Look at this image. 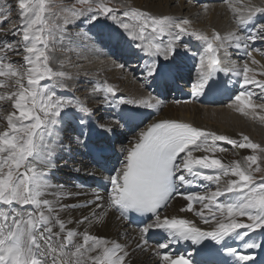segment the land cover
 <instances>
[{
	"label": "snow or ice",
	"instance_id": "1",
	"mask_svg": "<svg viewBox=\"0 0 264 264\" xmlns=\"http://www.w3.org/2000/svg\"><path fill=\"white\" fill-rule=\"evenodd\" d=\"M227 2L238 29L252 25L246 35L232 31L221 36L213 30L209 36L190 30L189 19L157 17L135 8L118 14L116 8L109 6L111 0H75L76 4L87 5V8L62 9L67 13L63 25L70 22L69 17L77 19L85 15L89 22L101 16L113 20L133 41H139L141 50L152 58L144 66L145 78L156 80L172 74L170 65H162L159 58L172 60L178 55L177 49L184 47L180 43L181 36L191 35L205 45V54L200 57L196 70L193 98L217 90L220 84L216 75L231 72L242 79L240 90L232 97L234 104L229 107L264 123V114H257V109L264 112V103L254 102L256 93L247 88L254 85L260 89L264 100V80L256 79L257 74L264 76V65L256 73L247 62L238 70L235 64L228 67L229 61L220 58L221 50L226 57L231 56L227 51L231 46L243 51L252 64H259L253 52L260 50L251 48L249 42L264 41V23L256 22L257 15H264V6L254 5L251 0H235L238 7L233 0ZM52 7V0H18L19 27L12 35L20 39L0 42V77L6 78L0 80V89H12L0 92V102H11L13 109L3 116L6 127H0V264H127L128 244L89 231L93 224H103L111 212L118 213L119 218L136 213L151 220L139 229L138 249L148 246L150 231L155 229L165 234L155 245L154 254L161 264H217L214 258L221 252L231 257L226 264H253L254 257L249 250H264V243L256 242L251 235L258 231L264 233V177L257 182L255 176L264 172L258 163L261 157L257 155V152L264 153V147L246 135L234 139L183 122L153 123L140 131L131 147L124 150L121 167L108 178L111 191L107 201L97 193L84 204L90 209L89 215L75 221L63 217L62 214L77 205L64 202L73 195L66 185L50 182L55 148L47 138L53 135L66 108H74L82 114L81 124L85 123L84 116L92 115V110L79 101L56 95L55 88L65 87L62 81L71 77L51 66L57 33L64 30L63 25L56 22L61 19L60 14L53 13ZM13 11L9 0H0V23L9 20ZM129 20L134 23L127 22ZM163 37L168 38L166 43ZM10 53L22 56L23 62L10 61ZM43 81H51L52 85ZM93 92L105 93V101L109 100V94L116 95V89L107 83L97 84ZM161 103L151 94L139 99L121 97L118 101L119 105L154 110H158ZM132 118L133 114L122 116L124 120ZM99 127L112 131L109 124H99ZM218 142L233 149H250L252 154L225 162L216 154L229 149ZM87 174L95 175V172ZM199 181L215 185V190L189 194L179 191L185 186L198 187ZM227 194L232 195L221 201L220 197ZM176 196H182L187 202L180 207V212H191L210 227L205 230L197 226L195 220L164 214ZM72 223L86 226L81 232L67 227ZM181 243L194 246L195 252L181 255L160 251Z\"/></svg>",
	"mask_w": 264,
	"mask_h": 264
},
{
	"label": "bare ground",
	"instance_id": "2",
	"mask_svg": "<svg viewBox=\"0 0 264 264\" xmlns=\"http://www.w3.org/2000/svg\"><path fill=\"white\" fill-rule=\"evenodd\" d=\"M132 1L133 5L136 8L142 7V6H137L136 4H143L150 8L148 11H151L154 13V15H157L158 17L160 16H170L173 17L177 20L179 19H189L192 23L189 26L190 30H196V31H201L206 35L211 36L213 30L218 32L221 36L227 35L229 32L232 31H238L237 24L233 19V12L232 10L228 7L229 4L222 3L220 4L219 1L215 0L212 2L204 3L201 9H194V1L196 0H130ZM222 1V0H221ZM256 2V0H251ZM261 3L264 4V0H258ZM115 2V1H114ZM178 2V7H172V3ZM198 2V1H197ZM227 2V0H226ZM253 2V3H254ZM191 4V5H190ZM234 6H237L235 4V0H233ZM189 5V6H188ZM254 5L259 6V4L254 3ZM133 6V7H134ZM189 8V13L185 14L184 10H187ZM192 10V11H191ZM206 15V16H205ZM199 17H202L200 19H204L199 23ZM264 21V15H257L256 17V22L257 23H262ZM88 23V22H87ZM104 23H107L108 25H104ZM90 26L96 27V28H101L102 32L105 30H109L111 33V36L115 39H118L119 42H122L124 46H126L128 49L130 47L133 49L132 52H127L128 49L125 47L123 48V56H133L135 53H137L141 58H144V66L147 62L152 59L148 55H146L145 52H141L140 47L139 50L137 51L134 49L132 43H135L124 31H122L119 28L113 29L109 28L113 24H117L112 21H105V20H98V22H89L88 23ZM252 29V25H248L247 28L241 29L240 33L246 35L248 32H250ZM78 30V29H77ZM100 32V31H99ZM122 34H121V33ZM164 39L167 41V37H164ZM85 38H77L76 35H74L72 38H70L68 41L71 43V46L76 49L74 51L75 56L72 58V55H64L61 53H57L58 56L60 57V61H68L70 64L77 63L78 61L80 63H86L87 68L85 70H79L76 68H69L67 71L69 72L68 75L72 77L73 79H83V77H96L97 78H89L87 81L91 82L96 79L101 78V82L103 81L104 83H109L106 81V79L99 77L101 74H104L106 70L112 68L113 65L111 63L113 62V59H111L110 56H107V58H102L101 55L106 57L104 55L105 51L103 48H100L99 50L97 49L96 45L93 44L91 46L92 41L85 42ZM181 44H188L191 45L192 48H196V53L197 55L200 54V57L205 54V45L201 42L195 39L193 36H188V35H182L181 36ZM137 44V43H136ZM114 44L111 45V49H114ZM123 47V46H122ZM251 48L255 49H260L256 43H250ZM83 50V51H81ZM135 50V51H134ZM116 51V50H115ZM121 51V50H120ZM178 51V50H177ZM227 51L231 53L230 57H226L224 55L223 50H221L220 53V58L222 60H228L229 64L226 66L231 67L232 64H235L236 69H241L242 64V58L245 59V62L249 64V67L251 69H261V65H264V59L260 57V54H255L256 51L253 52V58L259 61V64H252L251 60L244 55V53H239V50H237L235 47L229 46ZM58 52V51H57ZM122 52L120 54H122ZM78 53V55H77ZM195 53V52H194ZM193 55V63L196 64V68L193 69V71L197 70V66L199 63L200 57H196ZM180 54V52H179ZM199 56V55H198ZM64 57V58H62ZM137 57V56H136ZM178 57V56H177ZM176 57V58H177ZM264 57V55H263ZM240 58V59H239ZM248 58V59H247ZM137 61L138 57L136 58ZM163 59V58H160ZM188 61L191 58H186ZM173 60V59H172ZM172 60L167 61L168 65H172ZM77 61V62H76ZM113 64V63H112ZM161 64H165V61H161ZM73 66V65H72ZM171 67V66H170ZM177 67H171V77L174 74V71H176ZM183 68H187L183 67ZM262 70V69H261ZM121 71V70H120ZM119 69H115L112 72L111 80L114 84L119 81L120 72ZM66 72V71H65ZM257 72V71H256ZM187 72H183L182 77L187 75ZM87 75V76H86ZM129 76V75H128ZM130 77V78H129ZM126 78L127 81H125V86L120 84V89L122 92L116 97L115 101H119V98H127L126 95L128 96V93L130 95L128 97H131L133 99H139V98H144L149 96V92L144 90L142 85L135 80L131 79V76ZM218 78V83L220 84V87L218 88L217 93L215 96L212 98V93L210 94H205L201 95L199 98H196L195 104L194 102L191 103H180V102H173L170 103H165L161 104L158 110H154L151 114H140L139 111H136L134 113V120L139 122L138 126L135 128H132L129 132L127 133V141L125 143H120L116 144L114 142L109 143V140L107 139V143L104 141V137L101 139H98L95 136H91L88 134V129L86 127H82L80 123V117L82 116L81 113H79L76 109L72 108L70 111H65L62 113V115L67 113L68 115H77L76 119L73 120L68 126L70 128H73L75 123L78 122L77 129L79 132H81L83 135L86 134V141L89 139L91 140H96L98 144L103 143L104 145L102 147L96 148L95 146V157L97 161H101L103 164V167H101L99 170H97V167H95L94 172L97 174L98 180L95 183H90L85 180H83V177L89 173L93 168L92 164H90V159H84L81 154L79 155L81 160H86V166L84 170V174L82 175H77L73 172V170L64 162V160L59 159L57 164H54L55 167L53 168L50 176H52V179H50V182L53 184H64L67 186L68 190L73 194L70 199L65 200V203L69 204H75L77 205L76 208L69 210V212L62 214L65 219L71 217L73 221L80 219L82 216L89 215L90 209L87 207H84V204L87 201L93 200L95 198V194H99L105 198L104 202L107 201L108 195L111 191V186L109 183V177L111 175L115 174V171H118L119 168L121 167V163L123 161L124 155H125V149L131 147L132 142H134V139L136 135L140 132L146 129L149 125L156 123L158 121H163V120H174L177 122H184L191 124L193 127L202 129V130H208V131H215L218 134H226L229 135L230 137L234 139H239L242 135H247L249 136L252 135L251 138H254L253 141H262L264 139V123L260 122L258 119H253L248 120L247 118L241 117L239 113L235 112L234 107H229V105H233L234 101L233 99H229L231 96V93L233 92H238L239 90V77L234 75L233 73H228L225 75L224 73H218L217 74ZM0 79H3V77H0ZM262 79V78H261ZM193 82H196V73L193 78ZM110 81V82H111ZM164 81H169L168 78L164 79ZM111 82V83H112ZM49 84L50 82H42ZM70 84H74L75 81L71 80L69 81ZM95 83V82H94ZM149 83V81H148ZM147 83V84H148ZM97 84V83H95ZM180 84V83H179ZM76 85V84H75ZM102 85V83H101ZM181 85V84H180ZM113 86V84H112ZM155 86V84H153ZM75 88V87H74ZM147 88V87H146ZM159 90L161 91L162 87H158ZM181 89V88H180ZM12 89H6L4 91H11ZM118 90V88H117ZM191 90V89H190ZM2 91V92H4ZM183 90H180V93ZM56 95L62 99L64 96L63 95H69L68 91L64 92H59L57 89L55 90ZM124 92V93H123ZM257 92V91H256ZM161 93V92H160ZM184 93V92H183ZM232 93V95H233ZM181 97V96H180ZM88 98H93L92 96H88ZM101 98V97H99ZM113 98V97H112ZM217 98V99H214ZM90 99V100H91ZM103 101L99 102L95 98L91 100V105L85 104V106L89 107L91 110L98 111L100 108L101 109V115H102V121L108 119L107 115V110L104 108L105 104L108 107L109 112L114 114L113 120H108L107 124H109L112 128L114 129H124V125L122 123V119L120 116L124 115L126 112V109H129L131 105H119V108L116 113H118V117L116 116L115 112L111 109L112 104L109 103L108 101H105L104 97H102ZM130 99V98H128ZM89 100V99H87ZM99 100V99H98ZM184 100V99H182ZM231 100V101H227ZM77 101V100H76ZM180 101V100H179ZM187 101V100H184ZM183 101V102H184ZM114 102V101H113ZM154 102V101H153ZM182 102V101H181ZM254 102H257V100L254 98ZM5 105L7 106V111L5 112V115L8 114V112L12 111L13 109L11 108V102H4ZM96 106L94 107V105ZM117 106V104H116ZM111 107V108H110ZM147 108H142V110H146ZM134 110V109H133ZM141 111V110H140ZM92 112V113H93ZM132 112V111H130ZM135 112V111H134ZM257 114H264V112H261V110L257 109ZM138 116V117H137ZM63 117V116H62ZM249 118V117H248ZM83 119L85 122H89L92 125L94 123L91 121V116H84ZM152 119V120H151ZM126 121V120H125ZM128 123V122H127ZM260 124H263L262 127L260 128ZM67 122H65V117H63V121H61L56 128L53 130V135L51 137H48V143L52 145L55 148V155L56 156L59 152V149L61 146L58 145V141H64L67 140V138H63V131L66 129ZM95 126V125H94ZM0 127H6V120H4L1 115H0ZM96 127V126H95ZM97 128V127H96ZM127 130V129H125ZM107 135L106 133H101V132H96V135L99 137L101 135ZM108 136V135H107ZM115 138L116 134H109L108 137ZM121 136L125 137L124 134H120L119 140H121ZM88 138V139H87ZM83 139H76L77 144L80 146L81 142ZM221 146L229 149L225 153H217L216 156L218 158H222L225 162H230L233 160H238L241 159L245 155H250L252 154L250 149H233L230 145L223 144V142H218ZM263 143V142H262ZM109 146V148L107 147ZM80 149L83 150V146H80ZM196 155H201L200 153H197ZM112 161H115L112 163ZM67 170L70 173L74 174L75 177L72 179L69 177H65L61 174V170ZM93 171V170H92ZM205 171H210V170H205ZM91 179V178H90ZM94 180V179H93ZM90 183V184H88ZM205 185V190L206 189H212L215 190V185H210L208 182L203 181ZM222 186V185H221ZM199 187V186H198ZM198 187H181L183 191L181 193L184 194H189V193H195V189ZM204 192V191H203ZM232 194H227L226 196L220 197V200H226L228 199ZM49 199H52L51 196L48 197ZM186 201L183 200L182 196H176L173 200L170 201L169 206L167 207L166 211L164 214L168 216H177L181 218H188L195 220L197 222V226L201 227L202 229L207 230L210 225H205L202 222L199 221L198 217H195L193 213L191 212H180L179 209L181 206L186 205ZM194 207L198 208L199 205H195ZM99 212L100 209H97ZM86 225H77L76 223L69 224L67 227L72 228V229H78L79 231H83L84 227ZM89 231L97 235L99 237L106 238L108 240H113L121 244H128L129 247V252L130 255L127 258V264H161L159 258L154 254L156 249L155 245L157 242L161 239L164 238L165 234L160 232L159 230H152L148 233V241L149 244L148 246L144 249H138L136 248V243L138 242L139 238V230H136L131 224L126 223L122 218H119V214L116 212H111L109 213L108 217L106 218L105 222L103 224H93L91 228H89ZM259 233L255 232L253 234ZM260 238V236H259ZM258 243H264V236L261 240L257 241ZM211 243V242H208ZM229 243H232L229 241ZM195 248L194 246H192ZM218 247V246H217ZM160 251H170L168 250H160ZM250 254L262 257L260 262L258 264H264V253L261 251H250ZM218 260L221 263H225V258L222 254L218 256Z\"/></svg>",
	"mask_w": 264,
	"mask_h": 264
},
{
	"label": "rangeland",
	"instance_id": "3",
	"mask_svg": "<svg viewBox=\"0 0 264 264\" xmlns=\"http://www.w3.org/2000/svg\"><path fill=\"white\" fill-rule=\"evenodd\" d=\"M212 1H215V0H196L193 3V5L195 7L194 9H201L204 3H208V2H212ZM217 1H219L220 4H222V3L229 4L228 2H226V0H222V1L221 0H217ZM9 2L13 5L14 11L12 12V15H11L9 20H4L3 23H0V29H3L2 31H0V42H3V41H13L14 42V41H17V40L20 39V37L12 35V31L19 27V23L17 22V15H18V11H19V9H18V0H9ZM253 2L254 1H251L252 4L257 3V4H259V6H264V4L261 3L258 0H256V2H254V3ZM52 3H53L52 12L53 13H59L60 16H61V19L57 20L56 22L58 24H61V25H63V17L65 15H67V13L65 11H63L62 9H68V8L75 7V9L83 10V9L87 8V5L76 4L75 0H52ZM136 5L137 6H142V7L136 8L133 5L132 1H130V0H111V3L109 4L110 7H114V8L117 9L118 14H122L123 11H125V9L135 8V9H139V10H142V11H146V12L154 15V13H152L151 11H148L150 8H148L146 6V4L145 5L136 4ZM178 6H179L178 2L172 3V7H178ZM228 7H229V5H228ZM189 10H190L189 8H187V10H184L185 14L189 13ZM154 16H157V15H154ZM232 16H233V19L235 21L234 15H232ZM200 18H202V17H199V20H200V21H198L199 23H201V21L204 20V19H200ZM69 20H70V22L67 25H63L64 30L62 32H60V33H57L55 44H54V49L55 50H54L53 53H51V55L54 56V61L52 62L51 66L53 67L54 70H62L64 72L66 71L67 74L69 73L67 70L69 68H71V67L79 69V70H85L87 68L86 63L83 64V63H80L79 61L78 62L76 61L77 63L70 64L68 61H60L59 60L60 57L58 56L57 53H61V54H64V55H68L69 54V55H72V58H74V56H75L74 51H76V49L73 48L71 46V43L68 41L74 35H76L77 38L78 37L79 38H85V40H84L85 42L92 41L91 46H93V44L96 45L98 50L100 48H103L104 51H105L104 55L106 57L101 55L102 58L105 59V58H107V56H110L111 59H113V62H112L113 64L111 63V65H113V66H112V68L106 70L105 73L101 74L99 77H102V78L106 79V81L109 82L108 84L111 85V86L113 84V87L116 89V95L115 96H111V94H109L108 102L112 104V108L111 107L110 108L115 112L117 117H118V113H116V112H117V110L119 108V104L115 100H116V97L122 92V90L120 89V87H121L120 84L125 83V81H127L126 78L129 77V76H131L132 80H134V79L137 80L142 85L144 90H146L151 95L155 96L157 99L162 101L161 104H165V103L167 104V103H170V102H173V101H175V102L178 101L180 103H185L184 100H188V98H185L184 100H182L180 95L183 94L184 91H182L181 94H180L179 90L184 89L187 92H192V90H193V81H194L193 78L195 76L196 71L195 70L193 71L194 68H192V66H191V64L193 63V56H192L193 54L192 53L195 52L194 56L200 57V54H198L199 56L196 54V53H198L195 50L196 48H192L191 45L184 44V47H181V48L177 49L178 50L177 51L178 52V55H177L178 57L175 56L173 58V60H172V64L175 65V66H172L170 64L171 67H177V68L175 69L176 71H174L173 77H169L170 81L166 82L165 94L162 95V94L156 92L155 88H153V91H152L153 84H155L157 82V80L154 79V78H151V77H149L147 79L145 78L144 58L143 57L141 58L137 53H135V55H133L132 57L131 56H123V52L122 51H123V48H125L126 46H124L122 44V42H119L118 39L113 38L111 36V33H110V31L108 29L105 30L104 32H102L101 28H96V27L90 26L88 24L89 21H88L87 15L81 16L80 18H77V19H73V18L69 17ZM98 20H105V21L107 20V21L114 22L113 20H111L109 18H106V17H103V16H101ZM98 20H96L94 22H98ZM127 22L134 23V21H131V20H129ZM262 23H264V21ZM104 25H108V24L104 23ZM109 28L110 29L111 28H113V29L119 28L122 31H124L122 28L119 27L118 24H113ZM238 31L240 32L241 29H238ZM124 33H126V32L124 31ZM188 36H190V35H188ZM162 41L164 43L167 42L164 39V37L162 38ZM157 42H159V41H157ZM249 43H252V42H249ZM255 43L258 45V47H260V49H259L260 51H256L255 54H260L261 52H264V41L258 40ZM112 44L115 45L114 49H111V45ZM139 44H140L139 41H135V43H132L134 49H136L137 51L141 50V47H140V50H139V46H138ZM130 49H132V48L130 47ZM130 49H128V51H127L128 53L132 52V50H133V49L132 50H130ZM186 49H190V51H186ZM81 51H83V50H81ZM121 52H122V54H120ZM141 52H144V51L141 50ZM179 52H180V54H179ZM239 53L241 54V53H243V51L239 50ZM77 55H78V53H77ZM241 55H243V54H241ZM136 56L138 57L139 61H137V59H136L137 57ZM189 57L191 58V60L189 59V61H188L186 58H189ZM260 57L262 59H264L263 55H261V54H260ZM62 58H64V57H62ZM240 58L242 59V63H245V59L242 58V57H240ZM9 60L12 61V62H21V63L23 62L22 56L14 55V54H11V53L9 54ZM161 61H164V60L160 59V63H161ZM165 64H167V61H165ZM61 65H63L62 68H61ZM118 65H123V67L122 68L118 67ZM186 66H187V68H183V67H186ZM193 67H196V66H193ZM242 68H243V64H242L241 69ZM115 69L116 70L119 69V71L120 70L122 71V73L120 74L121 76L119 78V81L121 80V78H122V80H121V82H117L116 81V83L114 84L111 80H109V78H111L112 72ZM253 70H255V72L257 71L256 73H259L261 71V69L258 70L256 68H254ZM183 72H187L188 74L182 77V75H180V74H182ZM97 77H98V75L96 77H83V79H75V78L73 79L71 77V80L75 81L74 84L73 83L72 84L69 83L70 79L69 80H64V81H62V83L65 85V87H63V88L56 87L55 90L57 89L60 93L64 92V91H68L69 95H63L64 93L63 94L61 93L62 96H64L63 98L69 99V100L74 99V100L79 101L82 104H84V103L87 104V102H88V104H90L91 100H93V98H95L99 102L100 101L102 102L103 101L102 97L105 96V93H103V92H93V88L97 84H101L102 83V85H103L105 83L103 81L102 82L100 81L101 78L93 80L92 83L87 81V79H89V78H97ZM3 79H6V78H3ZM3 79H0V80H3ZM239 79L241 80L242 78L239 77ZM256 79L264 80V76H261V75L257 74L256 75ZM148 81H149V83H148ZM46 82H50L49 85L50 86L52 85L51 81H46ZM94 82L97 83V84H95ZM122 85L125 86V84H122ZM249 86L250 87H248V90L253 91L254 93H256V95L253 97V99L255 98L257 100V102H259V103H264V100L261 99L260 89L256 88L254 85H249ZM117 88H118V90H117ZM9 89H11V88H9ZM4 90H6V89H0V92H2ZM117 91H119L120 93L119 92L117 93ZM235 93L236 92H234L231 97H233ZM129 95H130V93H128V96ZM88 96H92L93 98L92 99L88 98ZM128 96L126 95L127 98L133 99V98L128 97ZM99 97H101V98H99ZM87 99H89V100H87ZM171 100H173V101H171ZM229 101H231V100H229ZM193 102L195 104L194 100H193ZM116 104H117V106H116ZM107 105L105 104V106H104V108L107 110V115H108V119L107 120L102 121V115H101L100 111L103 108H100L98 111H94L93 112V110H92L93 113L91 115V121L94 123V125L97 128L94 125H92L91 123H89L88 121L85 122L84 124H81V126L82 127H86L88 129V134L90 135V137L91 136H95L98 139H101L102 137H104V141L106 143H107V139L109 140V143L114 142V143L118 144V143H120V141L122 143H125L127 141V133L129 134V132H130V130L132 128L137 127L139 122L134 120V116L135 115H133L132 119H128L126 121L124 119H122V115H121L120 118L122 119V123H123V125L125 127L124 129H114L110 125L109 126L112 128L111 132H107L104 129H101L99 127V124H107L109 119L113 120V118H110V117H114V114L109 112L108 107H106ZM95 106H96V104L94 105V107ZM131 107H132V109L131 108L126 109V112L128 114H134V113H136V111H139L140 114H151L154 111V110H151V109L142 110V107H136V106H133V105H131ZM96 108H98V107L96 106ZM6 109H7V106L5 105V103L4 102H0V110H2V115H1L2 118H3V116H6L5 115V112L7 111ZM71 109L72 108H66L65 111H67V110L70 111ZM130 111H132V112H130ZM235 112H237V111H235ZM239 115L241 117L247 118L248 120L250 118H252V116H247L246 117V116H243L241 114H239ZM62 116L65 117V122H67L66 129H64L62 136H63V138H67V140H65L66 143H64V144H63L64 141H58L59 142L58 145L61 146V147L59 149L58 154L56 156H53L52 162L54 164H57L59 159L64 160V162L73 170V172L80 176V175L84 174V170H86L85 169L86 160H81L79 155L81 154V152H83V154H81L82 157L84 159H86V158L90 159L88 153H90L92 150H95V146L98 143V141L91 140V139H89V141L88 140L86 141L85 140L86 139V134L83 135L77 129V126L79 125L78 122L75 123L73 128H70L68 126L71 122H73L74 119H76L77 115L74 116V115H68V114L64 115L63 114ZM63 117H62L61 121H63ZM250 120H252V119H250ZM262 125L263 124H260V128L262 127ZM125 129H127V130H125ZM96 132H101V133L104 132L108 136H109V134L113 133V134H116V136H115V138H112V136L108 137L107 135L103 134V135L98 137L96 135ZM120 134H124L125 135V137L121 136V140H119ZM246 136H248V134ZM248 137L250 138V140L252 142H254L253 141L254 138H251L252 135L249 134ZM77 138L83 139V141L81 142L80 146H83V150L84 151H82L80 149V146L77 144V142H76ZM254 143L260 145L261 147H264V139L262 141H257V142L255 141ZM103 145H104L103 143H100V144H98V146H96V148L102 147ZM107 147L109 148V146H107ZM94 154H95V151H94ZM257 155L261 157V159L258 161V163L260 164V166L262 168H264V153L257 152ZM114 162L115 161H112V163H114ZM90 164H92V166H93L92 167L93 171L95 169V166L100 165V163H97L95 156H93L92 162ZM76 168H79L80 171L79 172L75 171ZM97 170H99V167H97ZM61 174L63 176H65V177H69L71 179L73 177H75L74 174L70 173L69 171H67L65 169L61 170ZM255 176H256L257 182H260L261 178L264 177V172L256 173ZM50 179H52V176H50ZM87 179H88V181H87ZM83 180H85L87 182H90V183H95L98 180L97 174H95V175L86 174L83 177ZM90 183H88V184H90Z\"/></svg>",
	"mask_w": 264,
	"mask_h": 264
}]
</instances>
